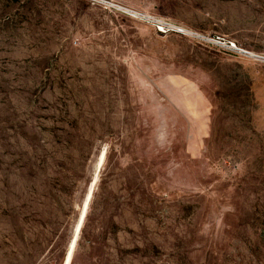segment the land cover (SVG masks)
I'll list each match as a JSON object with an SVG mask.
<instances>
[{
	"label": "rangeland",
	"instance_id": "obj_1",
	"mask_svg": "<svg viewBox=\"0 0 264 264\" xmlns=\"http://www.w3.org/2000/svg\"><path fill=\"white\" fill-rule=\"evenodd\" d=\"M73 236L69 264H264V0H0V264Z\"/></svg>",
	"mask_w": 264,
	"mask_h": 264
},
{
	"label": "bare ground",
	"instance_id": "obj_2",
	"mask_svg": "<svg viewBox=\"0 0 264 264\" xmlns=\"http://www.w3.org/2000/svg\"><path fill=\"white\" fill-rule=\"evenodd\" d=\"M174 27H175L176 31H179V32L183 31V29H180V28H178V27H176V26H174ZM102 156H103V153L101 152V153L99 154V156H98V160H97V163H96V166H95V167H98L99 165H101L100 163H101V160H102ZM95 169H96V168H95ZM91 183H92V182H91ZM90 187H91V186H90ZM89 193H90V191H88V193L86 194L85 202H86V200H87L88 197H89ZM83 206H84V205H83ZM82 216H83V210H82V212H81V214H80V216H79V219H78V221H77V226H76L75 232H76V230L78 229V226H79V224H80V222H81ZM75 234H76V233H75ZM74 236H75V235H74ZM74 236H73V238L70 240V242H69V244H68V247H67L66 253L64 254V257H63V260H62V264H69V262H70L71 254H72V250H73V246H74Z\"/></svg>",
	"mask_w": 264,
	"mask_h": 264
},
{
	"label": "built area",
	"instance_id": "obj_3",
	"mask_svg": "<svg viewBox=\"0 0 264 264\" xmlns=\"http://www.w3.org/2000/svg\"><path fill=\"white\" fill-rule=\"evenodd\" d=\"M164 26H168V27H170V28L173 29V25H170V24L164 23V25L160 26L159 30H160V31H163ZM173 30H175V29H173Z\"/></svg>",
	"mask_w": 264,
	"mask_h": 264
}]
</instances>
